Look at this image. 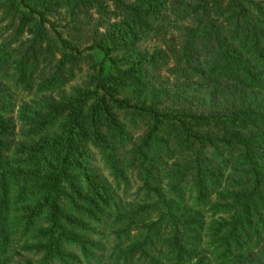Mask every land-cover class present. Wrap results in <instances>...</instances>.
<instances>
[{"label": "trees", "instance_id": "1", "mask_svg": "<svg viewBox=\"0 0 264 264\" xmlns=\"http://www.w3.org/2000/svg\"><path fill=\"white\" fill-rule=\"evenodd\" d=\"M0 264H264V0H0Z\"/></svg>", "mask_w": 264, "mask_h": 264}, {"label": "rangeland", "instance_id": "2", "mask_svg": "<svg viewBox=\"0 0 264 264\" xmlns=\"http://www.w3.org/2000/svg\"><path fill=\"white\" fill-rule=\"evenodd\" d=\"M157 46V43L155 42V40L154 39H149V38H147V39H145L144 41H143V43H142V48L143 49H148V50H152V49H154L155 47ZM86 53H88V52H84V54H86ZM83 74L81 73V74H77L76 76H75V80H74V82L72 83V85H78V84H80L81 83V81L83 80ZM141 125H142V122H141V120H139L138 121V123L136 124V126H137V128L138 129H141ZM136 183H133L132 184V192H134L135 190H136ZM120 198L122 199V197H121V195H120Z\"/></svg>", "mask_w": 264, "mask_h": 264}]
</instances>
